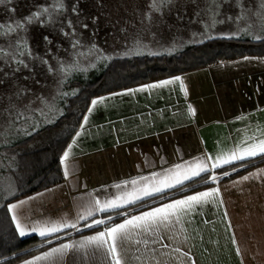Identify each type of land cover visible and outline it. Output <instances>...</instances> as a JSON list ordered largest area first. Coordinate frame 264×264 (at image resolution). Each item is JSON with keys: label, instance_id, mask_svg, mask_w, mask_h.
I'll return each instance as SVG.
<instances>
[{"label": "crops", "instance_id": "0c3cea01", "mask_svg": "<svg viewBox=\"0 0 264 264\" xmlns=\"http://www.w3.org/2000/svg\"><path fill=\"white\" fill-rule=\"evenodd\" d=\"M156 20L166 18L154 17L153 22L146 23L149 34L153 32L150 28L157 24ZM148 46L131 49L139 48L144 52ZM165 80L174 82L160 88L148 87ZM94 100L97 101L95 105ZM92 102L69 145L70 151L69 147L66 150L69 156L62 167L64 176L66 169L68 176L64 181L8 206L9 210L11 205H18L14 212L29 229L43 221L67 220L77 226L47 237L91 228L86 226L91 223L88 221L106 212L97 211L87 216L89 206L97 200L102 204L114 199L122 191H132L135 186L130 182L133 180L144 184V177L163 178L169 170L183 173L189 166L194 167L202 161L210 172H214L264 156L235 160L231 164H224L220 159L219 166L211 168L218 158H227L234 150L239 151L264 138L262 57L244 56L221 61L105 93ZM253 137L255 140L251 139ZM177 165L182 167L178 169ZM117 185L124 187L117 188ZM178 187L167 189L163 194ZM213 188L218 190V195L210 198L211 202L194 214L191 225H186L189 239L183 251L190 250L189 256L195 264H264V164L233 180L178 195L127 218ZM20 201L25 203L20 204ZM134 205L137 204L124 208ZM9 213L12 218L13 212ZM99 231L70 238L64 236L59 242L17 264H99L74 251H69L62 260L55 256L37 259L63 244L77 243ZM32 235L41 237L38 233L23 237Z\"/></svg>", "mask_w": 264, "mask_h": 264}, {"label": "trees", "instance_id": "16d2710c", "mask_svg": "<svg viewBox=\"0 0 264 264\" xmlns=\"http://www.w3.org/2000/svg\"><path fill=\"white\" fill-rule=\"evenodd\" d=\"M41 3L43 5V2ZM35 6L32 7V11L37 10L40 6V0ZM70 6L72 7L71 4ZM13 8H19L17 0L10 4L0 5V22L13 21V12L10 11ZM68 8L69 5L67 4L63 13H66ZM79 11L80 7L78 6ZM62 16L59 15V19L56 17L59 22L48 23L43 26L39 24L37 31L35 30L28 36L32 41L29 42V48L33 56L20 58L26 60L29 68H21L20 71L13 74L12 67L15 65L9 67L0 61V66H3L4 69L3 72H0V77H3L4 81L6 77L12 83L17 79L18 91H20L24 89L25 82L31 78L33 79L31 83L36 85V83L47 84L53 76H56V73L60 77H64L63 70L67 67L63 65V55L61 57L60 54H66L64 46L69 42V38L64 35L67 27H64L65 22L62 20ZM165 21H156V25L163 27ZM50 24H56L58 28L56 30H59V33L62 31L60 34L57 32V38L56 36L51 38L50 33L56 30L55 27L54 29L48 27ZM50 29L51 32H46ZM66 30L68 31V29ZM58 34L62 37H58ZM45 36L49 37L52 41L51 44L44 40ZM4 42V40H0V43ZM46 43L53 48L51 51L46 48ZM244 56L264 58V37L262 39L246 36L212 37L200 43L188 44L183 49L173 53H144L116 57L110 60L102 59L88 70L76 67L64 80L62 92L58 97L57 117L54 116L49 119L45 116L37 117L34 115L31 118H23L14 114L12 116L14 120L9 121L7 125L5 124L6 128L3 129L4 117L0 114V163H3L0 167V177L9 174L14 182L13 191L5 196L6 193L1 187L0 179V264H17L59 242L64 236L68 238L80 236L101 230L106 226V224L99 225L76 233L66 232L47 238H41L37 235L21 237L8 210L9 204L59 185L64 181L65 176L61 163L63 153L81 127L84 115L95 97ZM35 57H42L47 63H42L40 59ZM56 59H60L58 65L54 64ZM50 67L53 69L52 71L49 70ZM4 73H9V75L4 76ZM114 75L117 77L111 79L110 76ZM9 90L16 93L17 89L15 87L14 90L10 87ZM20 95L19 93L18 96ZM7 97L8 95L0 97V99H7ZM13 98L11 96L9 99ZM2 108L7 107L3 105L0 109ZM263 164L264 156L247 162L231 164L210 172L207 183L197 177L187 182L183 188L178 187L176 190L115 212L128 211L127 213L130 215L178 195L199 191L215 183L233 180ZM225 172L228 174L224 175ZM211 177H215L214 182ZM177 192L180 193L175 196L172 194ZM115 212H106L102 215H110ZM122 218L124 215L117 217L114 221H119ZM114 221H108L107 224L109 225Z\"/></svg>", "mask_w": 264, "mask_h": 264}, {"label": "snow or ice", "instance_id": "6c2138e0", "mask_svg": "<svg viewBox=\"0 0 264 264\" xmlns=\"http://www.w3.org/2000/svg\"><path fill=\"white\" fill-rule=\"evenodd\" d=\"M11 2L12 0H0V5L10 4ZM223 2L228 3L229 0H223ZM171 3L172 0H149L148 8L150 11L144 14V20L151 21L152 13L162 14V9ZM77 4L78 0L77 3L72 5L71 11L78 14ZM211 4L215 5V10L209 9L212 24L224 23V20H216V17L220 14L219 8L221 5L219 0H211ZM236 5L240 7V13L235 18L227 16V20L235 19L239 21L245 19L247 12L251 10L244 8L242 0H236ZM10 11L14 12L15 9H10ZM64 11V0H51L50 3L39 6L37 10L32 11L22 19L0 22V40L6 41V43H0V61H3V64L9 67L15 65V67H12L13 74L20 71L21 68H29L30 66L26 60L20 58L33 56L25 35L28 32V25L38 23L43 26L48 23H56V17L63 15ZM255 15L261 21H264V0H259ZM141 22L143 23V20ZM67 26L73 28L71 20H67ZM83 27L87 28V25L84 24ZM64 35L67 36L70 33L65 32ZM44 40L49 44L52 42L47 36L44 37ZM78 43V41H74L73 47H77ZM35 58L40 59L42 63H47L42 57ZM3 70V66H0V72H3ZM49 70L52 71L53 69L50 67ZM8 75L9 73H4V76ZM175 79L180 80L179 77ZM173 82L172 80H165L159 84L148 85V87L160 88ZM3 83L4 79L0 77V84ZM181 88H183L182 81ZM20 91H24V89ZM17 95H19V92H17ZM92 103L95 105L97 101L94 100ZM12 111V109H9L10 114ZM251 139L255 140V137ZM70 149L71 146H69V151ZM69 151L63 153L62 164L68 158ZM257 155H264V138H261L258 143L248 144L239 151L234 150L227 158H218L211 168L215 169L219 166L220 159H223L224 164H231L235 160L243 161ZM181 167V165H177L178 169ZM189 172L191 174H188ZM227 174V172L224 173V175ZM209 175L210 169L202 161L194 167L189 166L183 173L169 170V174L163 178L144 177L142 178L145 181L144 184H138L137 181L133 180L130 182L135 186L132 191H122L119 196L106 200L102 204L98 200L95 201L89 206L87 216H92L97 211L110 212L128 205L138 204L146 198L162 195L167 189L176 188L177 186L183 188L186 181H192L196 177H200L207 183ZM67 176L68 171L66 169L65 177ZM211 179L213 182L215 181V177H211ZM244 179H247V177ZM116 187L122 188L124 186L117 185ZM216 195H218V190L213 188L151 208L139 215L131 216L121 223L106 225L103 231L88 236L77 243L63 244L44 257L37 259H50L55 256L62 260L69 251H74L81 253L88 260L98 261L99 264H195L189 256L190 250L183 251L189 239L186 235V225H191L194 214H198L205 205L211 202L210 198ZM19 203L24 204L25 201ZM17 207L16 204L11 205L9 212H13L12 220L21 237L30 233H38L41 237H47L59 233L65 228L77 227L75 223L65 220L63 222H38L29 229L27 225L21 223L19 215L14 212ZM105 223L103 220H95L92 224L86 226L93 227ZM203 223H207V221H203Z\"/></svg>", "mask_w": 264, "mask_h": 264}, {"label": "rangeland", "instance_id": "374dc122", "mask_svg": "<svg viewBox=\"0 0 264 264\" xmlns=\"http://www.w3.org/2000/svg\"><path fill=\"white\" fill-rule=\"evenodd\" d=\"M20 2L22 4H19ZM41 2L45 5L46 3H50L51 0H40V6L42 5ZM64 3L66 4L65 8L67 4L69 8L62 16V20L65 23L61 22L68 29V31L65 29L64 32L70 33V35H65L66 38H69V42H66L67 44L64 46L66 54H60L61 57L63 55V65L67 67L63 70L64 77H60L56 73V76H53L52 80H49L47 84L36 83V85L31 83L33 81L31 78V80L25 82L22 93L18 91L19 85L17 84V79L12 83L6 77L4 83L0 84V97L8 95L7 99H0V108L3 105L7 107L0 109V114L4 117L3 129L6 128L9 121L14 120L12 118L14 114H18L23 118H31L34 115L37 117L45 116L49 119L54 116L57 117L59 107L58 97L62 92L63 82L76 67L88 70L93 68L102 59L110 60L116 57L150 53L149 51L151 53H173L183 49L188 44L200 43L216 35H242L253 39H262L264 37V21H261L255 15L259 0H242L244 8L251 10L247 12L245 19L239 21L235 19L229 21L226 19L227 16L235 18L240 13L241 9L236 5V0H229L228 3L219 0L221 5L219 8L220 14L216 17V20H224L225 22L214 25L212 24L209 9L215 10V5L211 4V0H172L171 4L162 9V14L152 13L153 20L154 17H164L167 23L163 27L150 28L153 30L150 34L145 29L146 23H151L153 20L149 22L148 20H144V14L150 11L148 8L149 0H78L77 7H80L78 14L73 13L70 6V4L77 3V0H64ZM17 4L19 8L15 9L12 13L14 17L13 21L28 16L31 13L30 11H32V7L38 4V0H17ZM67 20L72 21L73 28L67 26ZM142 20L143 24H140ZM56 22L59 21L56 20ZM84 24L87 25V28L83 27ZM38 25V23L28 25V32L25 34L28 42H32L28 36L34 33L35 30L37 31ZM48 27H52V29L55 27V30L58 29L56 24H50ZM46 32H51V29ZM57 32L59 33V30H53L50 33L51 38L55 36L57 38ZM154 32L155 34H153ZM59 34L58 37H62ZM74 41L79 42L75 48L73 47ZM145 45H149V49L145 52L139 50V48L135 50L131 49V47L134 49L139 46L145 47ZM45 46L49 51L53 49L47 43ZM59 61L60 59H56L54 64L58 65ZM110 77L111 79H115L117 76ZM10 87L14 90L16 87V93L9 90ZM17 92L21 95L18 96ZM11 96L14 98L9 99ZM9 109L13 110L11 114L9 113ZM1 165L3 163H0V167ZM0 179L1 187L6 193L5 196H8L14 189L13 179L9 174L2 175ZM127 212L122 211L110 215H100L92 218L90 224L96 218H99L98 220L105 221V224L109 226L114 224V220L121 215H124V218L120 220L127 218L129 216ZM108 221L114 222L108 225Z\"/></svg>", "mask_w": 264, "mask_h": 264}]
</instances>
